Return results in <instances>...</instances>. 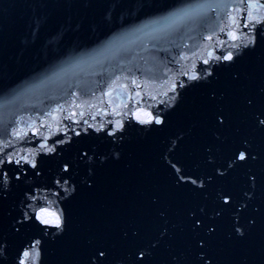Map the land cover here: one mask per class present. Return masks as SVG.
<instances>
[{"label":"water","instance_id":"1","mask_svg":"<svg viewBox=\"0 0 264 264\" xmlns=\"http://www.w3.org/2000/svg\"><path fill=\"white\" fill-rule=\"evenodd\" d=\"M261 121L264 0H0V264H264Z\"/></svg>","mask_w":264,"mask_h":264},{"label":"snow or ice","instance_id":"2","mask_svg":"<svg viewBox=\"0 0 264 264\" xmlns=\"http://www.w3.org/2000/svg\"><path fill=\"white\" fill-rule=\"evenodd\" d=\"M249 15H251V13H249ZM233 39H235V37H233ZM232 47H236V45H232ZM209 57L210 58H213L212 57V54L209 53ZM216 60H220V59H223V60H229L231 61L233 59V55L231 52H229L227 55H224V56H216L214 57ZM209 61L208 60H205L204 63H208ZM208 74H211L210 73V70L208 71ZM198 77L196 75H193L191 77V79H197ZM181 87H183V83H181ZM156 123H161L162 121L159 120V119H156L155 120ZM262 124H264V121H261ZM42 147H44L42 145ZM55 149L54 148H49L48 151H54ZM239 160H244L245 159V156L243 153H241L238 157H237ZM22 159H27L26 157H22ZM2 162V161H0ZM17 163H19V161H16ZM35 163L33 162V167H35ZM225 202H227V200H225ZM49 217H52V218H49ZM38 218L41 220V222L45 225H49V224H54L55 226L57 227H60L61 225V219H60V216L57 215L55 212H47V210H41V213L39 214ZM39 243V242H37ZM24 255L27 257L29 255L28 252H25Z\"/></svg>","mask_w":264,"mask_h":264}]
</instances>
